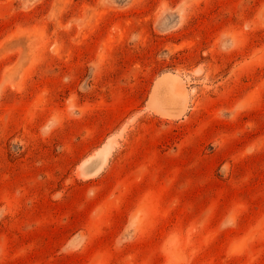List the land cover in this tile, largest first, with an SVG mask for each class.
Returning a JSON list of instances; mask_svg holds the SVG:
<instances>
[{"label":"rangeland","instance_id":"obj_1","mask_svg":"<svg viewBox=\"0 0 264 264\" xmlns=\"http://www.w3.org/2000/svg\"><path fill=\"white\" fill-rule=\"evenodd\" d=\"M0 264H264V0H0Z\"/></svg>","mask_w":264,"mask_h":264},{"label":"bare ground","instance_id":"obj_2","mask_svg":"<svg viewBox=\"0 0 264 264\" xmlns=\"http://www.w3.org/2000/svg\"><path fill=\"white\" fill-rule=\"evenodd\" d=\"M166 74H164V76H162L160 79L163 81L164 79H163V77H165L166 78V76H165ZM168 76V75H167ZM167 79V80H166ZM165 80H166V83H167V81L169 82H171V84H172V87H173V89H174V92H175V94H176V96H178L180 99H184V97L186 96L185 95V88L184 87H182V85L183 84H181L182 82H180V84H181V86L179 85V84H177V83H173V81H174V79H173V77L171 78V77H167ZM177 79V78H176ZM164 80V81H165ZM164 81H163V83H164ZM179 81H181V79L179 80ZM161 82V81H160ZM160 82H158V83H160ZM169 82V83H170ZM159 85V84H158ZM155 93H156V91H155ZM153 95V94H152ZM154 96V95H153ZM179 102H181V101H179ZM183 103V102H182ZM185 103V102H184ZM183 103V104H184ZM181 104V103H180Z\"/></svg>","mask_w":264,"mask_h":264}]
</instances>
